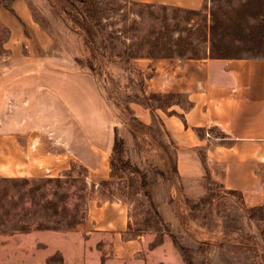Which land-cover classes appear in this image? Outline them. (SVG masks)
I'll return each instance as SVG.
<instances>
[{"label": "rangeland", "instance_id": "obj_1", "mask_svg": "<svg viewBox=\"0 0 264 264\" xmlns=\"http://www.w3.org/2000/svg\"><path fill=\"white\" fill-rule=\"evenodd\" d=\"M25 1L48 42L32 48L48 55L14 66L0 22V101L44 102L35 124L54 115L53 106L43 108L47 101H66L55 110L57 129L65 117L73 134L85 132L105 150L110 133L122 148L111 150L104 176L79 162L49 178L0 174V264H61L63 250L80 242L86 198L95 192L128 208L126 236L144 242L143 256L130 264H264V200L249 204L210 173L199 185L181 180L159 115L180 113L187 92H154L145 82L158 58L264 59V0L168 10L155 0ZM135 101L157 116L144 123Z\"/></svg>", "mask_w": 264, "mask_h": 264}, {"label": "crops", "instance_id": "obj_2", "mask_svg": "<svg viewBox=\"0 0 264 264\" xmlns=\"http://www.w3.org/2000/svg\"><path fill=\"white\" fill-rule=\"evenodd\" d=\"M155 1L194 9L204 0ZM0 22L9 30L5 44L14 66L47 57L45 48H32L35 40L44 46L48 42L25 0H0ZM180 61L173 64L158 58L151 65L154 73L145 79L146 87L154 92H187L188 106L180 113L161 111L164 114L159 115L174 143L180 179L187 180V185H199L196 180L210 173L224 189L240 191L249 204L264 200V59ZM65 102L47 101L43 108L53 106L54 115L35 124L44 102L0 101V174L28 180L49 178L60 176L73 162L86 165L90 173L106 174L112 135L107 136L105 151V142L67 129L65 123L70 121L65 117L57 129L55 110L64 109ZM132 106L144 123L152 121L150 106L136 101ZM12 112L15 117H10ZM128 228V208L120 198L99 192L89 195L80 242L63 250L61 264L133 263L143 256L144 242L139 236L127 237Z\"/></svg>", "mask_w": 264, "mask_h": 264}, {"label": "trees", "instance_id": "obj_3", "mask_svg": "<svg viewBox=\"0 0 264 264\" xmlns=\"http://www.w3.org/2000/svg\"><path fill=\"white\" fill-rule=\"evenodd\" d=\"M151 4V3H150ZM151 5H153V4H151ZM163 8H164V10H168V9H181L180 7H178V6H169V5H163L162 6ZM199 10H201V9H198V11ZM209 28V30L212 28V25H207V29ZM182 46V45H181ZM183 50H190V49H188V48H185V49H183V47H180V48H177V51H180V52H183ZM121 148H122V142H121V140H115V142H114V144H113V148H112V150H113V152L115 153V152H118V151H120L121 150Z\"/></svg>", "mask_w": 264, "mask_h": 264}]
</instances>
